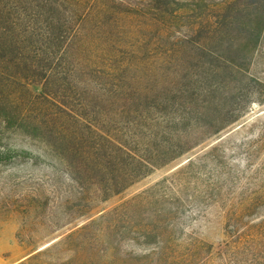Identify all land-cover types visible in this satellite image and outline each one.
<instances>
[{
	"label": "rangeland",
	"instance_id": "obj_1",
	"mask_svg": "<svg viewBox=\"0 0 264 264\" xmlns=\"http://www.w3.org/2000/svg\"><path fill=\"white\" fill-rule=\"evenodd\" d=\"M238 3L242 83L191 45ZM263 22L259 0H0V264H264Z\"/></svg>",
	"mask_w": 264,
	"mask_h": 264
},
{
	"label": "trees",
	"instance_id": "obj_2",
	"mask_svg": "<svg viewBox=\"0 0 264 264\" xmlns=\"http://www.w3.org/2000/svg\"><path fill=\"white\" fill-rule=\"evenodd\" d=\"M174 2V1H173ZM261 4H264V0H259ZM175 5H178L176 2H174ZM164 7L170 8L167 1L163 3ZM238 7L234 6L230 8V11H228L225 15L217 16L214 18L215 23H213V27L210 24H206V26L209 28L208 30L204 31L207 33V39L206 41L214 43V45L217 44V49L209 48V53L205 52V49H208L207 46L201 45L197 43L196 41H192V46H197V51L199 52L198 61H202L203 58H208L214 60L218 65L220 66H214L213 75H222L224 72H229L231 77L235 81H238V83H242V80L239 81V76L246 77V74L250 73V68L252 65V59L248 57V54L250 51H248V48L250 45L245 40L246 38L239 35L240 33L246 31V27H244V22L242 23L241 19L243 17V9L244 3H238ZM241 7V8H240ZM181 8H177L176 10H180ZM173 11L171 13H177ZM169 14V12H167ZM245 28V29H244ZM255 32V40L252 42L253 46L258 45L259 41L262 39L264 34V22L259 23L256 25V28L254 29ZM246 41V42H245ZM221 49L223 52L227 53L229 56H225L223 52H221ZM197 66L202 67V65L199 63ZM212 72V70H211ZM190 85H195V83H192ZM219 90V89H218ZM194 92V90H193ZM196 96L198 95V90H196ZM183 94V93H182ZM193 101H197V97L195 94L193 95ZM35 99H48V94L43 92L39 96H34ZM185 97V96H184ZM261 103V102H259ZM61 108V109H60ZM58 108L59 114L70 117L72 109L67 104L62 103V107ZM243 128V126L241 127ZM221 131V130H220ZM217 132V134L220 133ZM114 146V145H113ZM115 149L123 156L130 158L131 161L133 160V157L131 155L132 149L128 146V144L123 143L120 140H116V145L114 146ZM191 162V161H190ZM194 163H191L189 167L193 166ZM124 189V188H123ZM121 189V190H123ZM166 228L163 226L161 228L162 232ZM165 232V231H164Z\"/></svg>",
	"mask_w": 264,
	"mask_h": 264
}]
</instances>
